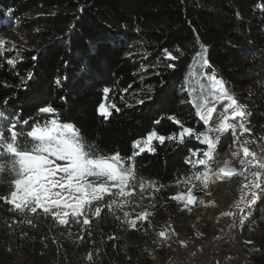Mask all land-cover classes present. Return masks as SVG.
Returning <instances> with one entry per match:
<instances>
[{
    "label": "trees",
    "instance_id": "16d2710c",
    "mask_svg": "<svg viewBox=\"0 0 264 264\" xmlns=\"http://www.w3.org/2000/svg\"><path fill=\"white\" fill-rule=\"evenodd\" d=\"M262 5L264 0H0V38L16 35L13 27L26 32L12 49L7 43L0 47V110L9 120L19 116L43 124L54 114L38 108L52 105L60 122L73 123L102 153L128 157L139 151L133 141L152 131L166 137L178 133L170 116L206 130L185 91L188 69L205 46L209 70L245 108L246 136L264 148ZM165 49L177 59H167ZM28 73L34 78L25 88ZM105 87L111 89L107 101ZM101 102L116 103L120 110L105 119L98 112ZM234 140L226 134L217 152L233 149ZM151 146L154 152L134 160L145 191L137 188L122 208L114 204L102 208L99 217L89 215L88 226L71 217L60 225L51 215L21 214L0 199V264H151L153 251L168 249L159 235L163 223L181 219L172 197L189 188L196 195L206 192L194 177L205 166L187 160L203 158L207 149L194 137L183 144L154 139ZM196 149L201 151L191 156ZM10 191L7 183L0 184V196ZM111 199L121 200L105 197L101 204ZM145 211L148 219L136 227L126 222ZM251 227L256 231L251 264H264V203L251 216L245 236Z\"/></svg>",
    "mask_w": 264,
    "mask_h": 264
},
{
    "label": "snow or ice",
    "instance_id": "6c2138e0",
    "mask_svg": "<svg viewBox=\"0 0 264 264\" xmlns=\"http://www.w3.org/2000/svg\"><path fill=\"white\" fill-rule=\"evenodd\" d=\"M261 7L264 8V5ZM11 11L9 9V13ZM4 43L5 41L0 40V45ZM206 51V48L202 49L194 59V65L200 69L210 67V61L205 55ZM165 54L171 61L177 59L166 49ZM168 67L175 68V64L170 63ZM201 75H203L202 72L190 73L186 83L189 84V95L192 97L191 103L195 107V114L203 122L202 126L208 125L206 130L198 132L192 127L185 126L184 122L175 116H170L168 119L180 128L178 133L169 134L166 137L152 131L146 138L133 141V148L139 151H133L128 157L121 156L119 152L102 153L81 134L80 129L73 123L60 122L57 109L52 105L38 108L40 113L54 114L52 119L43 124L37 121L30 123L29 120L19 116L9 120L6 112L0 110V184L7 183L11 188L9 194L0 196V199L12 205L13 210L21 214H38L39 212L45 216L51 215L60 225H67L68 218L71 217L76 223L88 226L91 223L89 215L99 217L102 208L111 210L114 204L122 208L137 193V188L140 193L145 191V183L137 177L134 160L140 153L155 151V148L151 146L154 139L161 144L166 139L183 144L187 138L194 137L206 145L207 151L202 153L204 158L195 161L189 158L187 162L194 166L196 164L205 166V170L196 172L194 177L207 188L209 181L213 179L207 165L213 152L217 150L218 143L222 142L226 134L234 135L237 128L243 132H248L250 129L242 122L246 116L244 106L238 102V98L228 93L223 80L215 75L209 77L213 90L211 100L205 95L203 84L199 85V91H197L194 84ZM33 78V74L28 73L22 80L25 88L29 86L28 81ZM161 87L163 88V82ZM110 91L108 87L103 89L105 101L108 100ZM148 98L151 99V96ZM225 100L227 103L222 109H217L216 104ZM144 102L141 100L138 103ZM7 103L8 101H5V104ZM112 110L120 109L116 103L101 102L98 106L99 114L105 119L111 116ZM214 113H216L215 116ZM156 123L158 124L159 121ZM20 124L26 125L30 130L18 128ZM142 144L143 147H141ZM200 151V149L191 151V156H196ZM243 155L254 157L255 153L248 147H243ZM225 171V169L220 170L221 173ZM253 175L258 181L254 187L260 188L264 183L261 180L262 173L254 172ZM6 177L9 179L6 180ZM191 179L192 177L187 178V180ZM149 184L151 186V182ZM115 196L121 198L119 203L111 199L106 205L101 204L105 197ZM255 197L256 193H253L252 202L255 201ZM172 199L186 200L185 207H187L194 203L195 196L189 188L186 196L180 193ZM201 203L204 202L201 201ZM94 204L98 206L93 209ZM123 215L127 218L129 213L124 212ZM148 216L149 213L146 211L141 212L135 219L126 222L134 228L137 221H146ZM28 223L31 224L32 221L29 220ZM159 235L166 238L165 231H160ZM88 259H91V254Z\"/></svg>",
    "mask_w": 264,
    "mask_h": 264
},
{
    "label": "rangeland",
    "instance_id": "374dc122",
    "mask_svg": "<svg viewBox=\"0 0 264 264\" xmlns=\"http://www.w3.org/2000/svg\"><path fill=\"white\" fill-rule=\"evenodd\" d=\"M12 30L16 32V35L6 33L0 38V40L8 44L9 49H12L16 44L22 43V38L26 35L25 31H21L16 27H13ZM0 47H4V44L0 45ZM204 48L206 47L202 46L198 53ZM205 55L207 56V51ZM194 71L203 73L197 78L194 86L199 91V85L203 84L205 95L211 100V92L213 90L209 77L215 75L218 79L223 81L224 79L217 73L210 71L208 67L200 69L194 65L193 60L185 78V91L189 96L190 102L192 97L189 95V84L186 83V79ZM224 84L228 93L234 97L225 81ZM226 103V100L220 101L216 104L217 109H222ZM215 115L216 113H214ZM242 122L246 126V116ZM207 127L208 125H206ZM234 136V148L226 151L230 153L227 159L228 162H237L239 156L243 154V147H248L253 153L256 151L264 152V148L260 144L246 136V133L239 128H237ZM141 147H143V144ZM233 153H236V155H233ZM223 154L218 153L216 150L208 161L207 169L213 179L209 181L207 188L203 185L206 191L204 194L196 195L192 192V195L195 196V201L187 207H185L186 200H174L179 210L182 211L181 219L163 223L162 231L166 233V238L164 237V239L168 249L165 253L153 251L151 264H223L224 261L231 264H251L252 250L256 245V231L251 227L249 228L251 231L250 235L245 236V233L249 232L246 226L250 222L248 216H252L260 205L264 203V193L262 196L256 197L257 204L254 206L245 202L250 194L244 189V186L239 189L231 188L228 191H224L222 177L214 171ZM187 193H184L185 196ZM201 201L204 203H201ZM236 210H240L239 217L243 223H241L238 232L237 242L229 243L227 239L236 230L234 225ZM248 241L252 243H247Z\"/></svg>",
    "mask_w": 264,
    "mask_h": 264
},
{
    "label": "bare ground",
    "instance_id": "6f19581e",
    "mask_svg": "<svg viewBox=\"0 0 264 264\" xmlns=\"http://www.w3.org/2000/svg\"><path fill=\"white\" fill-rule=\"evenodd\" d=\"M255 156H247L245 157L243 154L239 156L237 159V162H230L233 164H236L239 166L242 170L241 175H233V176H221L223 181V190L228 191L231 188H237L244 186L245 190L248 191V194H250L249 198L246 199V203L250 205H256V197L262 196L264 193V183H262V186L260 188H255L254 184L257 181V178L253 175L254 172H261L262 177L261 180L264 181V152H254ZM230 156V153L226 152L222 155V158L220 161H218L216 165V169L214 170L216 173H218V166L220 163H226L228 162V158ZM230 160V159H229ZM241 161H245L242 163ZM248 161H251V163H248ZM219 174V173H218ZM253 193H256L255 201L252 202ZM226 194V193H225ZM240 196V194H239ZM239 203V202H238ZM241 203V202H240ZM240 210L235 211V232L232 233V235L227 239V242H237L238 240V232L241 226V223H243L239 217ZM233 225V227H234ZM223 264H231L227 261H224Z\"/></svg>",
    "mask_w": 264,
    "mask_h": 264
},
{
    "label": "water",
    "instance_id": "95a60500",
    "mask_svg": "<svg viewBox=\"0 0 264 264\" xmlns=\"http://www.w3.org/2000/svg\"><path fill=\"white\" fill-rule=\"evenodd\" d=\"M221 169H225L226 171L224 173H221L220 172ZM229 172H231V174H228ZM218 173L221 176L228 177V176H233V175H241L242 170L236 164L226 162V163H220L219 164ZM248 219H251V215L248 216Z\"/></svg>",
    "mask_w": 264,
    "mask_h": 264
}]
</instances>
